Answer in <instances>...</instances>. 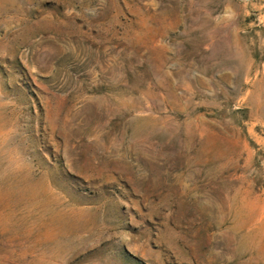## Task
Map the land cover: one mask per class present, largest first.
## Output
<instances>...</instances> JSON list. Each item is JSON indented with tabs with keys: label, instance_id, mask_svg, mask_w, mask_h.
<instances>
[{
	"label": "rangeland",
	"instance_id": "obj_1",
	"mask_svg": "<svg viewBox=\"0 0 264 264\" xmlns=\"http://www.w3.org/2000/svg\"><path fill=\"white\" fill-rule=\"evenodd\" d=\"M0 264H264V0H0Z\"/></svg>",
	"mask_w": 264,
	"mask_h": 264
},
{
	"label": "bare ground",
	"instance_id": "obj_2",
	"mask_svg": "<svg viewBox=\"0 0 264 264\" xmlns=\"http://www.w3.org/2000/svg\"><path fill=\"white\" fill-rule=\"evenodd\" d=\"M202 132V131H201Z\"/></svg>",
	"mask_w": 264,
	"mask_h": 264
}]
</instances>
